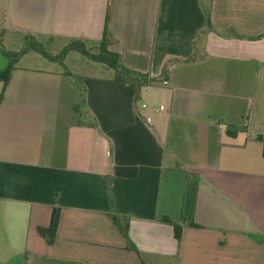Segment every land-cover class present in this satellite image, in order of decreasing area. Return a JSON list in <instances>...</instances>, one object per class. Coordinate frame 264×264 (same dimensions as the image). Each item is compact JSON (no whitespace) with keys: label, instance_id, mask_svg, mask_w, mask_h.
I'll return each instance as SVG.
<instances>
[{"label":"crops","instance_id":"1","mask_svg":"<svg viewBox=\"0 0 264 264\" xmlns=\"http://www.w3.org/2000/svg\"><path fill=\"white\" fill-rule=\"evenodd\" d=\"M108 12V50L167 76L0 79V264H264V0H0V71L26 36L98 45Z\"/></svg>","mask_w":264,"mask_h":264},{"label":"rangeland","instance_id":"2","mask_svg":"<svg viewBox=\"0 0 264 264\" xmlns=\"http://www.w3.org/2000/svg\"><path fill=\"white\" fill-rule=\"evenodd\" d=\"M2 45L5 49H9L7 39L2 40ZM82 46L89 54H93L96 57L101 55L98 45L69 43L31 36L24 37L22 47L18 48V50H11L10 53L16 56L13 63L15 65H31L46 68L53 66L50 63V59L56 61L60 67L74 74L76 79L81 82L84 77H112L111 70L106 65L87 57L79 51Z\"/></svg>","mask_w":264,"mask_h":264},{"label":"trees","instance_id":"3","mask_svg":"<svg viewBox=\"0 0 264 264\" xmlns=\"http://www.w3.org/2000/svg\"><path fill=\"white\" fill-rule=\"evenodd\" d=\"M108 19H109V12L106 14L105 17V23H104V29L102 33V38L98 44L99 46V52H101V55L95 56L93 54H89L86 49H84V45L79 49L82 53H84L87 57L92 58L93 60H97L104 65L108 69L111 70V74L113 75L112 78L117 81H122V82H136L138 84H146L149 81L153 79H165L167 76V67L164 66L162 69V73L160 77L157 78H150L148 77L147 74L141 73L136 70L128 69L125 66H123L120 62L119 55L115 52L109 51L108 50V45L110 41L112 40V35L108 29ZM206 24L209 26V21H206ZM69 43H81L84 44V42L80 40H70ZM6 56L9 58V63L7 67L4 70L0 71V79L4 82V84L7 83V81L10 78L11 72L13 70V63L15 59V55L10 53V52H4ZM2 100V93L0 94V103ZM59 214H60V209L58 207H53L50 215V222L48 226L42 227L38 226L37 231L38 233L46 239L48 243H53L57 226H58V219H59ZM114 220L117 221L115 217H113ZM122 233L126 236V230L127 226L120 227ZM180 227L177 225H174V231L176 238L178 239L180 236Z\"/></svg>","mask_w":264,"mask_h":264},{"label":"built area","instance_id":"4","mask_svg":"<svg viewBox=\"0 0 264 264\" xmlns=\"http://www.w3.org/2000/svg\"><path fill=\"white\" fill-rule=\"evenodd\" d=\"M144 106H146V104H145V103H143V104H142V107H144ZM163 108H164V106H163V105H159V106H158V109H159V110H163Z\"/></svg>","mask_w":264,"mask_h":264}]
</instances>
